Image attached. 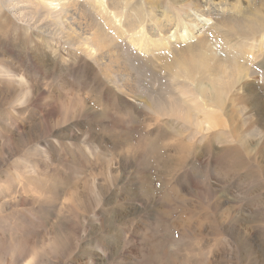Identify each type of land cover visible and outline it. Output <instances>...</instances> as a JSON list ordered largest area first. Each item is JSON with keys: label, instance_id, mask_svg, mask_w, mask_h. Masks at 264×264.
<instances>
[{"label": "rangeland", "instance_id": "374dc122", "mask_svg": "<svg viewBox=\"0 0 264 264\" xmlns=\"http://www.w3.org/2000/svg\"><path fill=\"white\" fill-rule=\"evenodd\" d=\"M152 1L175 20L202 4ZM79 2L0 0V264H264V48L237 35L264 0H213L218 30L193 32L251 69L230 54L217 84L191 43L165 68Z\"/></svg>", "mask_w": 264, "mask_h": 264}, {"label": "bare ground", "instance_id": "6f19581e", "mask_svg": "<svg viewBox=\"0 0 264 264\" xmlns=\"http://www.w3.org/2000/svg\"><path fill=\"white\" fill-rule=\"evenodd\" d=\"M79 1L80 0H49L51 6H53L54 3H58L57 7H59L60 9L66 10V11L70 10L72 7H75L76 5H79L80 3ZM87 1L88 3L90 1L94 2V4L92 3L90 4L94 5L95 7H100L104 9L105 15L110 21H112L114 24L116 23L117 24L116 26H123V32L127 34H137V35L145 34L146 41H147L146 46L148 47V49L149 47H151L152 50L158 51V52H154L153 56L157 60H160L164 64L165 68H169L172 63L171 59H174L173 55H175V51H174L173 45L179 44L181 42H183V44L191 43V45L183 47L181 50L185 54H189V56L192 57L191 65L194 68L200 67L199 69L201 68L204 69L203 72L210 74V76L214 79L223 78L224 77L223 74L225 72H222V74L220 72H215L214 64L215 62L219 63L220 61H222L221 62L222 64L223 61H226L228 58H230V54L232 53L230 50L232 48H237L236 46L231 45L229 40L226 39L227 37L224 38V36L223 37L221 36L222 39L221 38L216 39L212 37L204 39V37L201 38L199 36L196 41L191 42L192 37H193V32L194 33L199 32V33L207 35V33H213L218 30V29L216 30L215 28L216 26H218L216 21L222 17L221 14L223 13V11L227 10L225 9L224 3L222 2L216 3V2H212L213 0L211 1L201 0L202 4H200L199 6H195L194 9L189 11L184 16L183 19L175 20L172 16L166 14L165 12H162L161 14L163 18L160 17L159 11H158L159 14L158 13L156 14L157 12L156 9L159 4L152 0H148L150 2L148 4L145 2V0H142L140 3H136L137 0H87ZM147 6L150 8H147ZM232 6L233 7L230 8V11L233 10L234 12L235 11L234 9L238 10V8L235 5H232ZM234 13L236 14L241 13V10L239 9L238 13L237 12H234ZM215 14H218V16L216 17ZM243 14L241 13V15ZM211 15L216 18L215 21L211 17ZM263 15L264 14H262V16ZM227 16H229V14ZM256 18H257L256 23L255 21L251 22L254 24H250V25L248 24L247 25L249 26L248 30H245V32L237 34V35L241 38H247V37L258 35L260 33V36L258 39L254 38V40H251L253 41L251 45L253 44H256L257 46L261 45L262 46L261 51H262L264 48V19H262L260 16H256ZM237 19L238 17L235 20ZM228 20H231V17ZM220 22L218 21V23ZM207 36H210V35H207ZM87 40H91V39L88 38ZM93 40L97 41L98 43H101L102 41L105 43L107 42L106 36L100 30H98ZM195 42L198 44L192 45V43L194 44ZM226 47L230 49H227ZM248 47L249 48L246 50L245 54L246 53L248 54L250 53V51H253L254 48H257L254 45L248 46ZM240 54H241V51L239 49V52H237V54L236 53L231 54L232 58L229 60H231L233 64V68L235 69L234 71L238 73V75L242 74L244 76H249V71L251 69H248L246 67L247 65L243 66L241 64L242 63L241 60L243 59H241V57L238 58ZM181 63H182L181 66L184 67L185 63H183V61H181ZM224 66L226 65H222L223 68ZM231 67L232 66H230V68ZM219 70H221V68ZM226 73H225V76L229 74V73L228 74ZM230 77H232V75ZM218 80L219 79L215 80V84L219 83Z\"/></svg>", "mask_w": 264, "mask_h": 264}]
</instances>
